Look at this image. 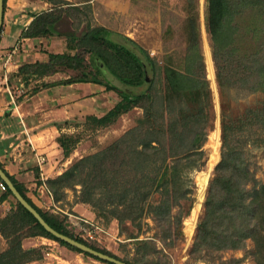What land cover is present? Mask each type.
<instances>
[{
    "label": "rangeland",
    "instance_id": "1",
    "mask_svg": "<svg viewBox=\"0 0 264 264\" xmlns=\"http://www.w3.org/2000/svg\"><path fill=\"white\" fill-rule=\"evenodd\" d=\"M112 1L114 0H110L112 5L110 9H107L106 2L97 1L92 9H83V14L74 11V16L82 20L86 26L89 24L96 27L106 25V29L112 32L110 35L112 40L116 41L118 37L122 36L128 38V41L129 39L133 40L140 47L142 46L139 42H143L146 48H142L156 64V75L155 73L152 74L149 80V82H154L153 91H158L163 96L167 93L168 70H178L181 73H186L187 68L191 65L189 55L194 47H197L203 54L206 79L209 85L204 91L202 102L197 101L192 93H185L183 99L178 101L180 104L177 103V106L173 107L171 111L165 112L162 108H154L152 121L167 130V133L160 134L159 139L166 144L160 156L153 155L143 159L137 157L136 153L132 151H129L126 156L117 155V153L112 156L107 155L108 159L104 162V166L109 164L106 168L108 175L112 176L110 177V185L103 184L100 187H95V181H92L93 174L87 175L90 171L88 169L84 171L83 184H78L75 187L66 186L61 189L58 205H62L68 213H61L65 217L66 225L76 235L83 237L89 243L106 248L120 258L137 264H264V247L261 248V245H264V210L258 224L260 228L258 233L247 240V244L243 249L201 250L191 253L210 183L216 176L217 167L223 159L224 153L234 152L239 156H244L242 158L246 174L243 175V181L250 189L248 196L259 200L260 193L264 199V90H253L238 85L225 87L219 84L217 68L213 58V34L209 31V22L212 21V24L215 25L217 21L216 6L213 4L215 0H142L147 4L149 2L153 4L148 13L142 11V16L141 14L134 16L132 12L135 0H123V4L119 0ZM113 7L117 9H113ZM129 8H131L130 13ZM235 20L239 30L238 34L241 38H244L242 43L239 44L236 40L238 54L248 55L252 53L253 48L264 43V16L260 17L258 13L247 10L239 14ZM255 27L258 29L257 34L254 31ZM61 44L59 40H55L50 44V47L60 53L65 48ZM206 44L209 46L214 63L217 93L209 77ZM199 63L201 61L197 60L194 67H192L196 72H199ZM101 67L105 73L108 71L103 64H101ZM115 84L118 87H124L127 93L138 91V88L125 87L120 81H116ZM33 86L34 82H31L28 87L32 88ZM140 90L144 91L143 88H140ZM111 93L115 94V97L110 96V101L116 102L117 99H122L116 92L111 91ZM201 108L204 109L203 112L200 111ZM105 110L103 108L104 112H106ZM103 111L101 109L97 110L99 117L105 115ZM182 111H186L187 115L195 113L202 117L200 122L204 124L203 127L206 124L204 130L207 131L208 139L203 146L205 155L199 163L200 167L189 175V179L193 181L191 185H194L192 186L194 192L191 194L194 200H184L182 204L174 207L172 215L182 223L180 225L176 219H173L170 229L172 234H170V238L166 239L161 238L159 225L154 221L153 211L150 210L153 209L151 205L158 203L161 195V185L170 174V171L167 172L165 169L160 171L163 165V157L164 154L171 155L175 147L186 143V134L191 131L189 129L192 126L196 124L200 126L199 122L194 121V119L186 120L183 118L180 115L183 113ZM144 120L145 110L141 108L121 116L119 122L103 127L82 116L72 120L70 122L71 126L65 130L66 132H58V136L55 137L60 144V148H62L60 139L63 140L66 137L68 141H72L68 144V152L69 154L73 153L75 156L76 160H73L72 163L74 165L85 157L108 149L126 133L142 127ZM217 124L220 129V157L209 171L210 138ZM224 128L227 129L226 138ZM192 135L191 133L190 136ZM49 139L51 141L54 138ZM193 139L194 137L190 139V146L194 144L191 143ZM187 144H185V147L189 146ZM139 148L141 149V146ZM63 155L62 151L57 158L59 159ZM54 156L57 155L54 154ZM173 157L170 158V161L175 159ZM110 164L115 166L116 171L111 170L112 166ZM69 169L67 168L62 174ZM207 171H209V181L206 196L196 221L195 233L189 238L185 232V227L186 221L193 215L198 194L201 190L198 176ZM183 173H186V171ZM220 173L224 175V169ZM114 174H116V177L113 176ZM225 175H229V171L226 170ZM132 186L139 188V191H137L138 196L143 191L151 192L150 199L144 204L145 210L143 213L140 211L141 206H137V204L135 206L130 205L133 203L131 199L127 205L122 206L117 203L109 206L104 204L105 196L109 194L112 196L120 195L124 189ZM90 193H93L92 197L98 200L97 205L100 208H97V205L93 203L82 201L83 197L86 198V195L89 196ZM31 195L37 200L38 196L33 193ZM138 196L135 197L136 200H138ZM38 200L43 202L41 199ZM134 202L136 203V201ZM51 207L43 202L44 209L51 210L53 208ZM136 207V212L132 213L131 209H136ZM54 209L60 211L62 208L57 209L55 207ZM123 209H127L126 211L134 215L135 218L122 221L115 218L116 212L118 210L122 212ZM81 218L86 219L87 222L81 220ZM88 228L93 232L95 231L94 239L89 238L87 235L86 230ZM54 245L47 242L35 248L39 250L38 255L40 254L42 258L38 259L41 260L38 261L39 263L30 264H107L90 255L67 247L64 254L69 253L70 255H68V259H64L61 250L64 246H60L62 247L60 248L59 245H55L56 248L54 249ZM48 253L54 255H48Z\"/></svg>",
    "mask_w": 264,
    "mask_h": 264
},
{
    "label": "trees",
    "instance_id": "2",
    "mask_svg": "<svg viewBox=\"0 0 264 264\" xmlns=\"http://www.w3.org/2000/svg\"><path fill=\"white\" fill-rule=\"evenodd\" d=\"M53 5V10L46 11L36 16L31 25L24 32L25 37H59L65 38L69 42V49L75 53H51L44 52L48 57L47 61H36L34 63H25L20 68V73L25 78L33 75L44 77L59 72L72 71L71 78L62 81L65 84L72 82H91L106 86L110 91L119 94L122 99L104 116H90L89 120L94 121L98 126H109L116 123L121 116L127 114L134 108L145 110V122L142 127L133 129L131 132L123 135L119 140L112 144L108 149L100 151L95 155L85 157L77 161L70 169L60 176L49 179L47 186L56 202L60 201V191L67 187H75L83 184L85 170H90L87 175H92V181H95V187L103 184L110 185V175H108L104 162L108 159L107 155L115 153L127 155L129 151L135 152L137 157L147 159L150 156L161 155L166 144L160 140V134L167 133V130L159 127L152 121V112L154 108H162L165 112L171 111L177 106L178 101L183 99L184 94L192 93L193 97L202 102L204 91L209 85L206 79V69L203 54L197 47L189 55V68L186 73L178 70H168L167 72V93L163 96L154 90V82L147 80V72L142 60L128 47L118 43L110 38L112 32L105 27H96L84 25L82 20L74 16L75 12L83 14L81 7L74 6L66 0H45ZM212 4V3H211ZM217 21L212 24L209 22V31L213 34V58L217 68V79L220 85L225 87L238 85L253 90H264V43L253 48L252 53L240 55L237 46L244 40L238 34L239 30L236 18L239 14L247 10H252L264 16V0H215ZM7 0H4L6 7ZM214 6V5H213ZM75 11V12H74ZM79 21V22H78ZM255 33L258 29L255 27ZM235 35V37H234ZM128 39V38H127ZM236 40L238 44L236 45ZM149 61L153 64V70L156 75V64L151 60L148 53L133 40L129 39ZM197 60L199 63V72L193 70ZM101 64L104 65L106 73ZM191 66V67H190ZM120 81L125 87L137 89L136 93L126 92L124 87H118L115 83ZM51 86L50 83H44L42 87ZM143 88V90H140ZM41 87H34L30 93H36ZM29 93V94H30ZM180 104V102L178 103ZM205 108V107H204ZM204 109H200L203 112ZM180 115L186 120L199 122L192 126L185 136V144L179 145L173 149L171 155L163 157L161 170L170 171L169 177L161 185V195L158 203L151 205L153 209V219L159 225L161 238H170L172 234L171 225L174 217L173 209L184 200L193 201L191 194L194 188L191 185L193 181L189 175L200 167L199 163L205 155L203 146L207 141V131L204 130L202 117L197 114L187 115L182 111ZM200 112V113H201ZM225 130V138L226 131ZM193 134L190 136V134ZM190 146V139L193 138ZM64 137L60 139L64 156L69 154L68 141ZM141 146V149L139 148ZM175 159H174V157ZM173 157L174 160L170 161ZM237 153H224L223 159L216 170V176L211 181L206 200L204 202V211L199 219L195 234L194 244L191 253L201 250H229L243 249L247 240L258 233L260 217L263 216L264 199H253L248 196L250 189L243 181V175L246 174L243 158ZM169 159V161H168ZM111 165V164H110ZM112 166V165H111ZM111 170L116 171L115 166ZM115 168V169H114ZM229 175H225L226 170ZM224 169V175L220 173ZM186 171V173H183ZM116 177V174L113 175ZM87 177V176H86ZM156 177V176H155ZM17 189L21 194L40 212L43 218L56 230L69 235L92 248L103 253L122 259L106 248L98 247L89 243L83 237L76 235L67 225L65 217L61 213L53 210L42 209L37 206L26 194V188L16 183L11 177ZM194 184V183H193ZM7 194L15 198L16 206L0 220V233L8 240V248L0 253V264H26L30 261L42 258L38 255V249L25 250L23 241L31 236L42 235L58 241L62 246L69 249L85 253L82 250L73 247L65 241H62L49 233L38 219L24 207L14 196L7 186ZM139 188L132 186L124 189L123 193L117 196H105V205L108 206L117 203L118 205H127L131 199L130 205L141 206V213L144 212V204L151 196V192L143 191L138 196ZM93 193L82 199L83 202L98 204V200L92 197ZM138 196V200L135 197ZM261 200V201H260ZM136 201V203L134 202ZM144 202L142 205L141 203ZM149 203V201H148ZM102 206V205H101ZM99 207L98 205L96 206ZM100 208V207H99ZM123 209L118 210L115 218L118 220L134 219L135 216ZM136 209H131L135 213ZM124 214V215H123ZM264 245H261L263 248ZM90 255L89 253H85ZM99 259L93 255H90ZM107 264L111 262L99 259ZM130 264H137L122 259Z\"/></svg>",
    "mask_w": 264,
    "mask_h": 264
},
{
    "label": "crops",
    "instance_id": "3",
    "mask_svg": "<svg viewBox=\"0 0 264 264\" xmlns=\"http://www.w3.org/2000/svg\"><path fill=\"white\" fill-rule=\"evenodd\" d=\"M66 1L86 10L92 9L97 1L106 2L107 9L112 6L110 0ZM112 2H116V0ZM119 2L123 4V0H119ZM134 3L132 7L134 16L140 14L142 16V11L148 13L153 7L152 2L147 4L142 0H135ZM115 6L117 7V5ZM116 7L113 9H117ZM123 7L125 8V6ZM51 10H53V5L45 0H7L0 35V168L10 179L13 177L16 183L26 188L27 196L37 206L43 209L44 202L50 207L52 206L53 208L49 209L56 213L68 214L62 205H58L59 202L55 201L47 186L48 179L60 176L67 168L71 167L73 160H76L73 153L57 158L63 151L57 141V134L58 132H66L65 130L71 126L70 122L74 119L82 116L87 118L98 116V109L103 111L105 108L106 112H103L108 113L107 111L120 102V99H117L116 102L110 101V96L115 97V94L113 95L106 86L101 84L91 82L63 83L62 81L72 77V71L59 72L44 77L33 75L25 78L21 75L20 68L23 64L47 61L48 57L44 55L45 51L57 53L50 47V44L55 40H59L62 47L65 46L60 53H75L74 50L69 49V42L65 38L24 36V32L27 31L36 16ZM130 11L131 8H129V13ZM103 26L106 28V25ZM139 44L146 48L143 42L140 41ZM31 82H34L32 88L28 87ZM44 83H50L51 86L42 87ZM37 86L41 89L36 93H30ZM135 109L139 108L133 110ZM120 120L121 117L118 122ZM49 138L54 139L50 141ZM40 156H45V164H39L38 158ZM63 166L66 169L62 168ZM31 192L38 196L37 200L33 198ZM38 199L43 200V202ZM15 206V198L8 195L7 191L1 192L0 220ZM55 207L62 209L56 211ZM63 214L61 215L64 216ZM81 220L87 222L86 219L81 218ZM88 230L91 229L88 228ZM47 242L59 245V247L62 246L54 239L42 235H33L23 241V247L25 250H32ZM55 245L54 249L56 248ZM7 248L8 240L0 233V253ZM65 248L61 249L63 254ZM66 255L64 254V259H68L70 254ZM38 261L41 260L36 259L26 264L39 263Z\"/></svg>",
    "mask_w": 264,
    "mask_h": 264
},
{
    "label": "water",
    "instance_id": "4",
    "mask_svg": "<svg viewBox=\"0 0 264 264\" xmlns=\"http://www.w3.org/2000/svg\"><path fill=\"white\" fill-rule=\"evenodd\" d=\"M4 0H0V35L2 32V25H3V19H4ZM118 43L125 45L130 50H132L144 63L146 72H147V80H150V77L152 74H154L153 70V64L149 61L147 56L142 53L135 45H133L130 41H128L125 37H118L116 40ZM0 175L3 178V180L6 182L14 196L17 198V200L26 207L37 219L38 221L44 226V228L51 233L56 238L67 242L68 244L72 245L75 248H78L82 250L85 253H89L90 255H93L99 259L111 262L113 264H130L122 259H118L116 257H113L111 255H108L106 253H103L99 250H96L92 248L91 246L69 236L64 233L59 232L55 228H53L40 214V212L21 194V192L17 189L16 185L13 183V181L5 174V172L0 168Z\"/></svg>",
    "mask_w": 264,
    "mask_h": 264
},
{
    "label": "bare ground",
    "instance_id": "5",
    "mask_svg": "<svg viewBox=\"0 0 264 264\" xmlns=\"http://www.w3.org/2000/svg\"><path fill=\"white\" fill-rule=\"evenodd\" d=\"M206 54H207V61H208V66H209V77L212 81V85L214 87L215 92L217 93V85L215 82V68H214V63L212 59V55L209 49V46L206 44ZM209 79V78H208ZM219 138H220V129L219 125L217 124L216 129L211 133V141H210V167L209 171L213 167V165L218 161L220 157V149H219ZM209 171L204 172L198 176V180L201 184V190L198 194V200L196 203V206L193 210V215L191 218H189L186 221V227H185V232L187 233L188 237L191 238L193 234L195 233V226H196V221L198 218V215L202 209L203 202L206 196V188L208 185L209 181Z\"/></svg>",
    "mask_w": 264,
    "mask_h": 264
},
{
    "label": "built area",
    "instance_id": "6",
    "mask_svg": "<svg viewBox=\"0 0 264 264\" xmlns=\"http://www.w3.org/2000/svg\"><path fill=\"white\" fill-rule=\"evenodd\" d=\"M44 161H45V158L43 156H40L38 160L39 164H42ZM7 186L8 185L6 184V182L3 180V178L0 175V198H1V192L7 191L8 189ZM86 231H87V235L89 236V238L94 239L93 231L88 230V229Z\"/></svg>",
    "mask_w": 264,
    "mask_h": 264
}]
</instances>
